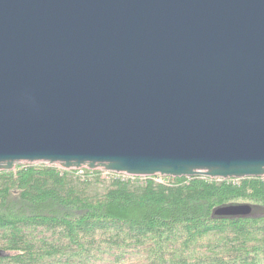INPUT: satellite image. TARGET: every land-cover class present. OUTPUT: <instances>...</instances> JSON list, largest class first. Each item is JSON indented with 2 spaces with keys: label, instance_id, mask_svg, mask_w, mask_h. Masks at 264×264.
I'll return each mask as SVG.
<instances>
[{
  "label": "water",
  "instance_id": "water-1",
  "mask_svg": "<svg viewBox=\"0 0 264 264\" xmlns=\"http://www.w3.org/2000/svg\"><path fill=\"white\" fill-rule=\"evenodd\" d=\"M24 163L264 177V0H0V172Z\"/></svg>",
  "mask_w": 264,
  "mask_h": 264
},
{
  "label": "trees",
  "instance_id": "trees-1",
  "mask_svg": "<svg viewBox=\"0 0 264 264\" xmlns=\"http://www.w3.org/2000/svg\"><path fill=\"white\" fill-rule=\"evenodd\" d=\"M100 174L0 172V264H264V177Z\"/></svg>",
  "mask_w": 264,
  "mask_h": 264
},
{
  "label": "built area",
  "instance_id": "built-area-1",
  "mask_svg": "<svg viewBox=\"0 0 264 264\" xmlns=\"http://www.w3.org/2000/svg\"><path fill=\"white\" fill-rule=\"evenodd\" d=\"M83 169H86V168H79V169H74L78 175H82V170ZM100 172H101V177L104 178V177H108L110 175H115L116 173H113V172H106V171H103L101 169H98ZM117 175H120V174H117ZM123 175V174H122ZM126 176V175H125ZM129 177V176H128ZM161 177V176H160Z\"/></svg>",
  "mask_w": 264,
  "mask_h": 264
},
{
  "label": "rangeland",
  "instance_id": "rangeland-1",
  "mask_svg": "<svg viewBox=\"0 0 264 264\" xmlns=\"http://www.w3.org/2000/svg\"><path fill=\"white\" fill-rule=\"evenodd\" d=\"M158 177H160V176H158ZM162 180V177H160L159 179L157 178V181H161Z\"/></svg>",
  "mask_w": 264,
  "mask_h": 264
}]
</instances>
